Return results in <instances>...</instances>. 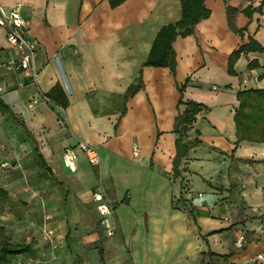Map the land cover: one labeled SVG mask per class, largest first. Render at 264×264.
<instances>
[{
    "label": "crops",
    "instance_id": "1",
    "mask_svg": "<svg viewBox=\"0 0 264 264\" xmlns=\"http://www.w3.org/2000/svg\"><path fill=\"white\" fill-rule=\"evenodd\" d=\"M260 3L206 0L211 16L174 42L173 74L143 63L161 28L181 18L180 0H124L117 7L110 0H0L6 10L20 7L40 44L35 80L8 71L4 64L15 52L0 27V97L12 109L0 111V186L9 194L0 205V235L31 247L19 260L207 264V256L210 264H264L257 260L264 255V143H237L234 121L242 79L257 71L261 81L253 87L264 88V53L242 54L237 74L228 72L229 55L242 43L253 38L264 46V8L250 18L243 13ZM228 7L239 10L244 36L230 28ZM253 60L259 65L248 67ZM141 70L144 88L125 100ZM187 78L183 100L209 109L189 132L202 144L184 157L176 177L174 126L186 108L179 106V86ZM56 84L68 96L66 108L46 96ZM81 141L98 149L99 168L84 154L74 172L64 166V150ZM99 182L114 202L113 237L92 199ZM179 198L186 203L175 208ZM46 230L55 232L51 241Z\"/></svg>",
    "mask_w": 264,
    "mask_h": 264
},
{
    "label": "trees",
    "instance_id": "2",
    "mask_svg": "<svg viewBox=\"0 0 264 264\" xmlns=\"http://www.w3.org/2000/svg\"><path fill=\"white\" fill-rule=\"evenodd\" d=\"M113 7H117L124 0H110ZM254 2L256 0H250ZM182 7L181 18L167 24L158 32L150 53L143 63V67H169L173 74L176 73L177 58L174 50L175 40L181 36L186 37L194 33L196 26L201 21L208 19L211 16V10L206 5V0H180ZM264 0H261L259 6L254 7L253 4L247 6L243 13L247 17H252L255 12L263 13ZM228 20L230 28L241 36H244L245 29H238L236 26V16L239 10L234 7L227 8ZM249 52L264 53V46L257 40L250 38L249 41L242 43L238 49L234 50L228 59V72L231 75H236L235 66L242 54ZM257 60L249 63L248 67L253 68L258 66ZM190 78H187L185 83L179 86L181 94L179 106L185 105L186 108L180 112L176 118L174 132L178 134L176 140V155L173 160L174 176H179L180 165L184 157L189 151L202 144L199 137L195 139L189 138V132L193 129L197 121L198 114L209 109L206 105L199 102L183 100V94L188 87ZM144 88L142 70L136 81L132 84L126 94L125 100L134 97L140 90ZM47 98L53 103L66 108L69 105V99L61 84H56L47 94ZM239 102L235 111L234 121L236 126L237 143L244 141L251 143H264V88L247 87L237 93ZM0 111L3 113H12L11 107L0 97ZM199 134V132H198ZM36 152L37 148H36ZM39 153V152H38ZM39 157H42L38 154ZM8 192L0 186V200L8 198ZM186 200L179 198L174 200L175 208H182ZM192 213V212H191ZM3 231L0 225V234ZM32 249L26 244H14L3 239L0 235V264H12L13 259L18 255L31 253ZM103 257V255H102Z\"/></svg>",
    "mask_w": 264,
    "mask_h": 264
},
{
    "label": "built area",
    "instance_id": "3",
    "mask_svg": "<svg viewBox=\"0 0 264 264\" xmlns=\"http://www.w3.org/2000/svg\"><path fill=\"white\" fill-rule=\"evenodd\" d=\"M29 22L21 14L20 7L9 8L8 10L0 7V27L6 32L7 43L15 52V56L4 66L8 71L24 74L27 78L35 80L39 72L36 66V55L39 50V42L29 35ZM261 75L257 71H252L242 79L244 88L258 85ZM84 154L93 168L102 165V159L98 149L88 142H78L74 147L66 148L63 152L64 166L74 172L77 169L79 155ZM133 155H139V148L134 147ZM93 201L96 203V210L99 215V224L108 237H113L118 232V224L113 218L114 202L109 196L106 187L99 182L91 190ZM46 239L52 240L55 232L53 230L44 231ZM246 235L240 234L236 241L239 249L244 248ZM257 260H264V255L259 254Z\"/></svg>",
    "mask_w": 264,
    "mask_h": 264
},
{
    "label": "rangeland",
    "instance_id": "4",
    "mask_svg": "<svg viewBox=\"0 0 264 264\" xmlns=\"http://www.w3.org/2000/svg\"><path fill=\"white\" fill-rule=\"evenodd\" d=\"M37 158V157H36ZM8 199V198H7ZM7 199H3L2 201L0 200V205L3 206V204L7 201ZM3 203V204H2ZM191 210V208L189 207V211ZM97 231L99 232L101 238H100V241L103 240V232L101 231L100 227H97ZM97 248V247H96ZM206 262L207 264H210V259L209 257L206 256ZM214 262L212 261V264ZM12 264H25L23 261L19 260L18 257H16L13 261H12Z\"/></svg>",
    "mask_w": 264,
    "mask_h": 264
}]
</instances>
